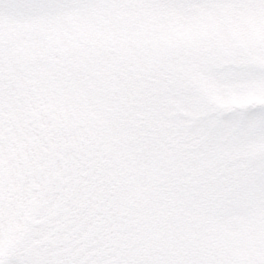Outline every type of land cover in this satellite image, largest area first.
Here are the masks:
<instances>
[{"label": "snow or ice", "instance_id": "1", "mask_svg": "<svg viewBox=\"0 0 264 264\" xmlns=\"http://www.w3.org/2000/svg\"><path fill=\"white\" fill-rule=\"evenodd\" d=\"M0 264H264V0H0Z\"/></svg>", "mask_w": 264, "mask_h": 264}]
</instances>
